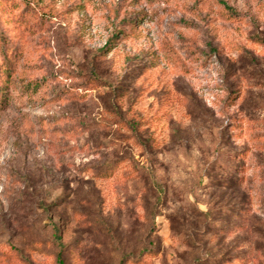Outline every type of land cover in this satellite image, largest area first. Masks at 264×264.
I'll list each match as a JSON object with an SVG mask.
<instances>
[{"label":"rangeland","instance_id":"1","mask_svg":"<svg viewBox=\"0 0 264 264\" xmlns=\"http://www.w3.org/2000/svg\"><path fill=\"white\" fill-rule=\"evenodd\" d=\"M59 251L264 264V0H0V264Z\"/></svg>","mask_w":264,"mask_h":264},{"label":"trees","instance_id":"2","mask_svg":"<svg viewBox=\"0 0 264 264\" xmlns=\"http://www.w3.org/2000/svg\"><path fill=\"white\" fill-rule=\"evenodd\" d=\"M106 171V170H105ZM110 171V170H109ZM53 229V238L55 239L57 245L61 246V243H60V238H59V235L57 233V230H56V227H52ZM57 262L59 264H62V255H61V251L58 252L57 254Z\"/></svg>","mask_w":264,"mask_h":264}]
</instances>
